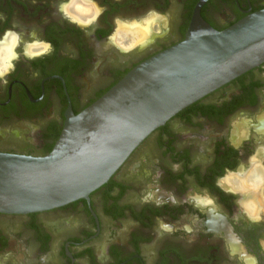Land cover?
Listing matches in <instances>:
<instances>
[{
  "label": "flooded vegetation",
  "instance_id": "obj_1",
  "mask_svg": "<svg viewBox=\"0 0 264 264\" xmlns=\"http://www.w3.org/2000/svg\"><path fill=\"white\" fill-rule=\"evenodd\" d=\"M198 1L96 0L106 10L98 24L81 28L57 11L61 0H0L6 17L0 36L17 22L24 40L35 31L53 48L34 60L21 55L7 83L0 81V152L49 153L69 112L79 114L133 67L184 39ZM263 8L264 0H208L201 15L223 30ZM149 9L170 21L153 43L128 54L109 44L114 17H139ZM262 112L264 63L151 132L88 200L0 213V264H243L246 254L264 264V220L250 219L243 208L249 201L264 204V192L251 183L254 174L233 179L238 194L217 187L225 169L236 172L257 144L264 146L255 135L243 144L240 137L246 119ZM203 198L214 203L199 204ZM161 222L173 232H164ZM153 243L159 246L151 251Z\"/></svg>",
  "mask_w": 264,
  "mask_h": 264
},
{
  "label": "water",
  "instance_id": "obj_2",
  "mask_svg": "<svg viewBox=\"0 0 264 264\" xmlns=\"http://www.w3.org/2000/svg\"><path fill=\"white\" fill-rule=\"evenodd\" d=\"M194 8L185 37L133 67L79 114L42 156L0 152V213L88 200L171 117L264 63V8L223 30Z\"/></svg>",
  "mask_w": 264,
  "mask_h": 264
},
{
  "label": "clouds",
  "instance_id": "obj_3",
  "mask_svg": "<svg viewBox=\"0 0 264 264\" xmlns=\"http://www.w3.org/2000/svg\"><path fill=\"white\" fill-rule=\"evenodd\" d=\"M105 10L96 0H61V3L57 5V11L62 15L63 19L81 28H91L93 25L98 24L99 18ZM0 20H6V17L0 14ZM169 22L168 14L158 12L156 9H149L139 17L122 18L116 16L113 19L116 29L108 37V42L121 53L128 54L138 47L153 43L152 37L154 35H162L163 27ZM18 27L19 24L13 22L12 27L6 29L3 35L0 36V81L5 84L7 83L6 77L15 71L16 62L21 55L26 59L34 60L50 54L53 50L51 43L40 40L35 31L29 33L31 39L24 40L22 33L15 30ZM122 30H127L128 34L138 33L139 39H126L122 36ZM88 34L91 35V33ZM235 123L236 119L234 118L230 125ZM245 123L248 127L240 132L241 144L251 141L253 135L264 139V112L258 114L255 118L248 117ZM232 146L236 147L235 144ZM261 147L264 146L257 144L247 163L242 162L236 172L231 169H225V175L217 179V187L221 188L222 191H231L232 194H238L232 189L233 179L237 176L246 178L249 174H254L251 181L252 185L255 189L264 192V159L259 157ZM174 170L177 169L174 168ZM151 199L152 194L149 193L148 196L144 197L143 202L148 203ZM171 200L172 203H177L174 195L171 196ZM197 202L199 204H212L214 200L212 198H203ZM157 206H159V202H157ZM243 208L250 219L256 222L264 220V215H262L264 213V204L249 201L243 205ZM160 227L166 233L173 232L171 225L161 222ZM184 231L190 234L192 229L185 226ZM260 244L261 248L264 249V240H261ZM243 264H259V260L255 256L246 254L243 258Z\"/></svg>",
  "mask_w": 264,
  "mask_h": 264
},
{
  "label": "rangeland",
  "instance_id": "obj_4",
  "mask_svg": "<svg viewBox=\"0 0 264 264\" xmlns=\"http://www.w3.org/2000/svg\"><path fill=\"white\" fill-rule=\"evenodd\" d=\"M116 29V28H115ZM125 35V33H122V36H124ZM126 36V38L128 39L129 38V35H125ZM133 36V34H130V38ZM129 40V39H128ZM159 245L158 244H156V243H153L152 244V246H151V251H154V249H156L157 247H158ZM157 250V249H156ZM155 250V251H156Z\"/></svg>",
  "mask_w": 264,
  "mask_h": 264
},
{
  "label": "bare ground",
  "instance_id": "obj_5",
  "mask_svg": "<svg viewBox=\"0 0 264 264\" xmlns=\"http://www.w3.org/2000/svg\"><path fill=\"white\" fill-rule=\"evenodd\" d=\"M126 37V36H125ZM128 39H131V40H133V39H139V34L138 33H136V34H133V36L130 38V35H129V38ZM247 187L248 186H250L249 184L248 185H246Z\"/></svg>",
  "mask_w": 264,
  "mask_h": 264
}]
</instances>
